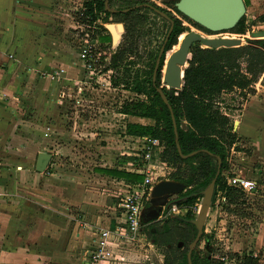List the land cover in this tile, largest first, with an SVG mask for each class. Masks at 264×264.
<instances>
[{
  "label": "crops",
  "instance_id": "obj_1",
  "mask_svg": "<svg viewBox=\"0 0 264 264\" xmlns=\"http://www.w3.org/2000/svg\"><path fill=\"white\" fill-rule=\"evenodd\" d=\"M53 4L54 0H0V264H85V253L94 246L97 229L111 228L120 214L118 199L111 192L129 182L115 171L140 173L141 167L137 168L134 161H143L138 157L142 135L127 133L126 126L154 124L150 117L120 112V105L117 112L91 117L104 126L98 129L100 131L87 133L91 135L87 139L97 151L91 174L66 173L58 160L69 149L67 140L74 136L83 145L85 133L68 129L64 123L68 118L67 111L63 114L61 109L57 117V113H52L51 105L62 101L63 108H67V96L72 90L77 103H92L94 100L88 92L95 84L90 81V69L79 57V43L74 42L67 50V40L56 28L58 14ZM44 19H47V26L43 25ZM241 65L243 67L244 62ZM263 80L254 83V91L246 94L237 115L233 113L236 111L233 105L241 95L239 90L222 93L219 102L225 109L222 111L231 118L237 141L245 138L250 147L246 154L243 144L234 142L229 147L236 150L233 163L246 177L258 181L262 193ZM234 116L237 119H232ZM118 121L119 130L116 131L112 126L116 127ZM229 148L226 151L228 166L223 171L226 183ZM162 150L155 149L156 159L162 160L159 157ZM42 151L51 153V160L43 172H38L35 161ZM172 170V167L166 171L160 169L165 176L158 178L156 183L174 180L169 177ZM95 186L99 188L95 190ZM173 194L172 197L171 194L156 196L151 208L177 195ZM216 195L217 192L214 198ZM259 211L264 216V207ZM156 217H147L145 213L149 225L159 222ZM259 221V228L253 234L231 231V252L240 254L264 244V217ZM219 222L216 209L210 206L203 232L214 235L212 229ZM145 233L154 247L119 241L116 245L119 257L111 264H146L149 261L163 264L161 246L150 238L148 229ZM204 246V239L199 238L193 248L205 254ZM258 264H264V259L258 260Z\"/></svg>",
  "mask_w": 264,
  "mask_h": 264
},
{
  "label": "trees",
  "instance_id": "obj_2",
  "mask_svg": "<svg viewBox=\"0 0 264 264\" xmlns=\"http://www.w3.org/2000/svg\"><path fill=\"white\" fill-rule=\"evenodd\" d=\"M122 1L124 0H83L76 20L88 30L98 26V33L92 36L102 44L111 43V35L104 26L105 22L114 21L123 24L124 30L120 40L110 51L109 60L104 63L103 70H112L110 75L112 87L123 86L144 96L124 100L119 107L120 112L150 117L154 120L152 126L127 124L126 132L157 138L163 145L159 157L173 168L169 177L182 182L185 186V189L178 192L172 201L180 204L193 203L202 197L204 189L212 179H215L211 202L216 192L220 190L227 199L225 208L228 211H239L242 192L223 180V171L228 166L226 151L237 141L238 136L233 130L231 118L222 111L219 102L222 93L235 90H239L244 98L248 92L254 91L252 89L254 83L264 78V37L244 45L209 48L213 46L209 40L225 39V36L206 37L193 30H185L181 18L174 13L183 16L194 25L197 24L177 10L175 1L159 3L151 0L131 2L126 0L128 3H122ZM246 2L244 0L245 5H247ZM116 3L117 5H114ZM150 6L166 14V17L161 16L167 21V25L160 44L155 50L150 49L147 58L144 59L139 46L144 36L150 33L151 28L148 27V18L142 9H152ZM243 20L242 17L229 31L237 34L244 33ZM258 21L264 22V13L258 16ZM171 23V32L164 42ZM184 33L189 35V41H184L180 45L181 52L187 50V46L194 39L193 35L201 36L202 46L197 44L190 47V58L183 70V84L180 89L167 88L163 81L166 86H160L164 54L178 46ZM163 42L164 53L153 79L155 59ZM205 42L209 43L207 47H203ZM151 43L149 41V45ZM100 58L102 62L104 56ZM143 61L142 69L135 68L139 62ZM242 62H244L243 67ZM158 88L163 90L167 102L163 101ZM169 106L175 118L177 135L173 130ZM182 121L186 123L185 128L181 127ZM177 143L182 154L192 151L195 153L186 157L181 156L176 147ZM218 158L221 159L220 165H218ZM134 163L139 168L144 162L137 159ZM115 172L118 176L124 177L127 182H138L143 179L141 173L125 170ZM184 217L186 220L175 216L148 226L150 238L163 250V264H188L187 253L197 230L191 222L194 215L188 212ZM200 238L205 241L206 253L199 255L195 248H192L191 264H219L218 261L209 257L213 249L211 246L213 234L202 232ZM239 264H258V259L243 254Z\"/></svg>",
  "mask_w": 264,
  "mask_h": 264
},
{
  "label": "rangeland",
  "instance_id": "obj_3",
  "mask_svg": "<svg viewBox=\"0 0 264 264\" xmlns=\"http://www.w3.org/2000/svg\"><path fill=\"white\" fill-rule=\"evenodd\" d=\"M82 1L83 0H54V4H53L58 14V15L56 14L58 18L56 28L59 31L60 36L64 35L63 39L66 38L67 42L65 43V45L68 46L67 50L70 46L74 45V42L80 43L81 41H84L91 43V45H93L94 49H96L97 52L96 58L92 63L94 69L92 70L90 69L89 71V74H91L92 76V79L90 81H92L91 83H94L95 85L92 86L94 89H92L91 92L88 93L91 96L90 99H93L94 101L92 103L79 102L80 103L79 104L76 102L77 98H75L74 96L75 91L72 90L69 91V94L67 96V98L69 99L67 108L65 107L63 108L62 101L57 102V104L53 103V105H51L53 111L52 113H57V117L60 116L61 109L64 110V111L62 110L63 114H65V112L67 111L68 118H66L67 120L64 119V123L65 126L68 127V129L71 128L73 132L83 131V133H85V135L83 136V139L86 142L85 144L81 145L80 141L77 142L78 139L73 136L72 138H69V140H67L69 149L65 151L66 155L65 154L60 155L58 161L62 163V167L65 169L67 174L68 173L74 174L80 172H87V174L89 173L91 174L90 168L93 166L94 160L97 157L95 153L97 151L93 148L94 145L92 144V142L89 139H87L89 136H91V135H87V133L92 131L93 132L100 131L98 129L104 127L98 125V121L92 120L91 117L95 118L96 115L104 112H110V113L117 112L119 105H121V103L124 100L134 99L136 97H142V98L144 97L143 95L125 89L123 86H119L114 89L108 88V86H111L109 85V81L112 70L104 71L103 67L105 65L104 63H106L109 60V53L114 48V45L112 41L110 44L107 43L102 44L99 41L97 43L94 40H92L93 37L92 35H96V33H98L99 31L98 26L92 27L91 30H88L85 26L80 25L76 22V16L81 10ZM131 1H135V0H128V2ZM151 1L154 3L167 2L166 0H151ZM169 1H175V3L177 2V0H169ZM128 2L126 0L122 1V3H128ZM246 3H247V5H245L246 10L243 15V19H244L243 23L245 25V33H244L245 35L240 37H238L237 33L231 32L229 30L210 32L202 29L197 25H194L193 23L189 22L186 18H184L179 14L174 13V15L181 18L182 24L185 26V30L187 29L193 30L194 32L198 34H202L206 37L224 35L225 39L233 40L235 45L238 44L244 45L252 40H256L264 37V22L258 21V15L264 12V0H247ZM114 5H117V3ZM142 11L146 13L148 18V27L151 28L150 33L144 36L143 41L140 42V46H139V49L143 54V58L146 59L148 56L147 55L148 51L150 49L155 50L156 47L160 44L164 31L166 29L167 21L160 14L154 12L152 9L143 8ZM43 21H45L43 25L46 24L45 26H47V19L46 20L44 19ZM108 22L116 23L114 21H108ZM187 36L189 35L184 33L181 36V39L179 40L178 46L168 52L166 51L163 59V64L161 67L160 86L164 82L167 85L166 87L170 88L169 86L170 84L167 82V76H166V74L170 70L172 69L177 70L179 72V76L182 74V67L184 65V62L179 63L175 61L174 63V58L177 54L181 53L182 49L180 45L185 41V37ZM149 41L152 42L151 45H149ZM197 44L202 46L200 41H193L191 42L190 47ZM208 44H209L208 42H205V44H203L204 45L203 47H207ZM189 51L190 49L188 50V52ZM101 56L105 57V59H103L102 62H100ZM172 63L175 64L174 67L172 66ZM143 65H144V61L142 63L139 62L135 66V68L142 69ZM261 83H264V80L261 81ZM45 84L47 85L48 83ZM252 89L254 90V88ZM252 92L250 91L248 93L251 94ZM224 97H228V96L224 95ZM245 98L246 96L243 98V96L240 95L236 98L237 100L234 101L233 106H235L236 111L233 113L235 115L239 113V109L241 108L240 103H242ZM220 106L222 107L223 105ZM222 109L225 110L224 108ZM79 117H81L83 120H81ZM86 118H88L89 120H86ZM232 119L234 120L237 119V116L232 117ZM118 124L119 121L116 122V127L111 125L112 129L115 128L116 131L119 130V128L117 127ZM74 135L76 136L78 134L74 133ZM241 139L242 141L238 140L236 143L243 144L242 149L246 151V154H249L250 147L247 139L245 138H241ZM77 144H79L80 146H78ZM98 188L99 187L96 188L95 186V190H97ZM172 195L175 194H171L170 197H172ZM262 195L264 196V193H262ZM240 207L241 208L239 209V211H235V210L230 211L231 213L229 214H232V216L228 218L226 222V225L229 227V229L232 232L236 231L237 233H242L241 224L244 215L241 214V210L243 206L240 205ZM199 255H203V253L201 254L199 253ZM155 259L158 263V259L157 258Z\"/></svg>",
  "mask_w": 264,
  "mask_h": 264
},
{
  "label": "built area",
  "instance_id": "obj_4",
  "mask_svg": "<svg viewBox=\"0 0 264 264\" xmlns=\"http://www.w3.org/2000/svg\"><path fill=\"white\" fill-rule=\"evenodd\" d=\"M240 36L244 35H238V37ZM92 40L98 43L97 38L92 37ZM96 53V49L91 43L84 41L79 43V57L88 69H94L92 63L96 58ZM106 71H110V69ZM219 105L221 104L219 103ZM140 141L141 146L138 157H141L144 163L138 171L143 174V179L138 182L124 183L120 188L111 192L118 199L119 217L111 228L97 229L95 244L85 253L87 258L85 264H111L113 260L119 257L116 253V245L119 241L130 245L155 246L146 239L145 230L148 229L149 222H146L144 213L147 209L153 207L154 196L152 195V189L154 184L158 178L165 176V172L161 173L160 169L166 171L170 167L165 161L154 157L155 149H163V145L157 138L143 135ZM229 149L230 153L227 160L230 162V167L228 169L227 184L236 187L242 192V203L239 204L243 206L241 214L244 215L241 232L243 234H253L259 228V219L264 217L263 213H261L262 211H259L264 205L262 187H260L257 180L248 178L241 173L240 167L234 164V158L232 159L236 150L233 147ZM225 205H227V199L223 192L218 190L210 206L216 209L220 222L212 229L214 235L211 246L213 249L209 257L218 261L219 264H239L243 254L258 260L264 259V244L257 249H251L240 254H234L230 251L231 230L226 225V222L232 214H229L231 212L225 208ZM154 207H159L156 217L158 221H164L174 216L184 217L188 212L195 217L201 207V198L196 199L191 204H180L172 201V198H168ZM146 264H153V262L149 261Z\"/></svg>",
  "mask_w": 264,
  "mask_h": 264
},
{
  "label": "water",
  "instance_id": "obj_5",
  "mask_svg": "<svg viewBox=\"0 0 264 264\" xmlns=\"http://www.w3.org/2000/svg\"><path fill=\"white\" fill-rule=\"evenodd\" d=\"M175 6L177 10L196 23L197 25L201 26L202 28L206 29L210 32H216V31H223V30H229L233 28L238 21L243 17L246 7L244 0H177L175 3ZM152 9H154L157 13L160 15L166 17V14L161 12L159 9L150 6ZM105 28L109 31L111 35V41L114 45V47L117 45L121 33L123 32V24L121 22H107L104 23ZM172 29V23L170 24L168 31L166 33V36L164 38V42L166 41L168 35L170 34ZM193 41H200L202 38L200 35H193ZM185 41H189V37H185ZM213 46L209 48H219V47H232V46H239L235 45L233 40L229 39H213L209 40ZM164 42L160 45L153 69V79L155 77V73L158 69V65L161 59L162 54L164 53ZM191 43L187 46V50L177 54L174 58V63L179 62H185L182 67V74L179 76V72L177 70H170L166 76H167V82L170 84V89H180L183 84V70L188 65V59L190 58V49ZM166 53V52H165ZM165 55V54H164ZM174 63H172V66L174 67ZM164 84V83H163ZM161 86H166L165 84ZM168 88V87H167ZM158 91L163 99L164 102H167L166 95L164 94L163 90L161 88H158ZM169 110L171 113V120L173 125V130L175 135H177V127L174 115L172 113L171 107L169 106ZM186 123L181 122V127L185 128ZM178 152L181 154V156L186 157L189 155H192L195 153V151H192L187 154H182L180 151V146L177 143L176 144ZM51 160V153L48 152H39L36 157L35 161V169L38 172H43L47 166L49 165V162ZM221 159L218 158V165H220ZM218 174V171H217ZM214 184L215 179H212L208 186L204 189L202 197H201V207L199 210V213L191 220V222L196 227V235L191 242L189 246V251L187 253L188 256V264H191L190 261V252L191 249L195 246V244L198 242L202 232H203V225L206 218V215L208 213V210L210 208L213 191H214ZM184 190V184L179 181L175 180H161L158 183H156L153 186L152 189V195L154 198L156 196L164 195V194H173L178 193L180 191ZM153 198V199H154ZM159 212V207L156 208H149L145 211L147 217H156ZM144 213V215H145ZM179 217L181 220H186L183 216H176Z\"/></svg>",
  "mask_w": 264,
  "mask_h": 264
}]
</instances>
